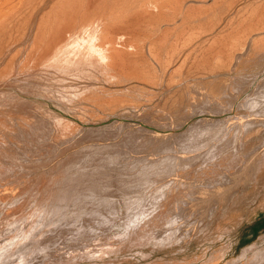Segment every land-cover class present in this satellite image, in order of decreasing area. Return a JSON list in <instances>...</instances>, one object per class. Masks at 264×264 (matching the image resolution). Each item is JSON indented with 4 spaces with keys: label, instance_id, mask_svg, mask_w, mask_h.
I'll return each mask as SVG.
<instances>
[{
    "label": "rangeland",
    "instance_id": "rangeland-1",
    "mask_svg": "<svg viewBox=\"0 0 264 264\" xmlns=\"http://www.w3.org/2000/svg\"><path fill=\"white\" fill-rule=\"evenodd\" d=\"M214 1H185L186 6L191 3V5L194 3L195 7L197 4L198 6L203 4V7L205 4L208 5L212 16L213 14L214 17L218 15L214 20L216 24L214 22L215 26L210 33L209 31L206 34L200 33L201 38L196 33L191 35V37L196 35L194 38L197 37V39L195 40L192 37L190 43L183 42L189 44L187 47L181 43L184 50L165 66L166 68L163 67L162 61L156 58L157 62L151 57L146 42L147 44L143 50L147 62L146 66L148 64L150 68L153 66L154 69L147 68L153 71V74L156 73L155 78L158 76V83L152 84V82H146L139 78H133L131 81L125 82H112L107 79L101 70L98 71L88 67L89 69L85 70L84 73L67 74L57 71L38 76L34 79L35 83L33 82V84L35 85L31 84L36 89L32 87L31 89L30 86L29 88H23L19 87L24 85L23 81L20 85V73L17 77L14 75H18V72L23 69L21 67L17 71V68L22 66V57L29 51L27 46L28 43L32 42L33 34H31L32 38L30 37L29 41L26 42V47H22V51L19 45V49L17 46L12 47L11 54L8 51L3 52L4 55L0 54V57L3 55L2 59L0 58V73L2 72L4 76H2V73L0 74V88L3 87L7 90L10 88L12 91L15 90L19 94L21 93L20 99L16 97L15 100L2 106L3 109L5 107L4 110L0 108V114L10 123L5 124L2 122L3 125L2 123L0 125V140H2L0 141V208L3 205V207L8 206L7 209L11 211L9 214H0V242L2 243H0V250L3 249L0 251L1 264H16V261L13 263V258L16 259L15 256L17 255L15 253L16 248L15 251L9 250V247L8 251L7 248H4L7 239L13 234L8 230L12 225L9 221H14L16 217L32 212L34 207L40 204L42 196L39 195V191H36L39 186L36 187L34 184H40L41 181L46 182L49 177L54 175L56 168L67 157L85 155L88 160L80 168L86 170L88 165H101L105 161L103 159L112 152L118 155L116 164L108 167L103 175L105 179L109 177L113 183L109 189L100 191L99 195L108 196L116 212L103 223H98L96 220L90 219L89 216L81 215L80 218L75 219V216L80 212L79 210H91L94 204L91 199L75 200L69 198L68 202L64 203L66 209L63 213V217L67 218L68 225L66 224L64 227L52 222V225L45 227L46 229L40 233L39 239L41 237L40 240L49 237L58 239L61 251L67 244L66 241L69 236L74 235V226L83 222L89 227L90 223L97 222L96 225L102 224V228L96 239L100 244H105L104 241L109 243V241L115 239L117 241H114L116 248L113 247V243H110L115 251L105 255L101 254L103 257L100 256L101 258L99 257L100 259L97 260L83 258L67 264H264V47L260 45L261 41L255 42L256 45L253 47L254 41L252 39L254 36L255 38L261 37L259 35L263 36L264 32L256 36L254 32L257 31H253L248 38L246 37V41L235 42L236 47H231L233 44L231 40L230 47L231 49L234 47L235 50L232 49V51L228 47L230 55L225 54H228V51L223 52L224 59L222 58L213 64H211L212 62L209 63L212 68L208 64V66L204 65L205 67L201 64L203 68L197 65L198 61L202 62L203 55L201 53L204 50H207L208 53L204 51L203 54H211L210 52L216 44L212 42H215L217 36H229L238 28L240 22L242 24L243 21L245 22L246 19H251V17L256 19L258 14L251 13V6L257 5V3L262 6L264 0H255L254 2H251L252 0H235L233 6L231 5L229 9L224 10L219 7L220 4L216 1L214 4ZM11 8L7 11H11ZM215 12H220L221 17ZM183 16L185 17V14L180 17L176 16L175 23H179ZM195 17H198V15ZM249 19L246 20L247 23L250 22ZM163 22L166 23L167 21ZM170 22L167 23L172 25L174 20H170ZM165 23L160 27L161 30L167 27L168 24ZM170 25L169 27H171ZM144 29L140 25L131 27L130 34L135 35L144 32ZM161 30L156 33H161ZM252 35L254 36L252 37ZM263 42L264 40H262ZM203 43L205 46H203ZM209 43L213 44L209 45L210 48L208 47ZM202 47L209 48V50H203ZM255 48L262 52L254 53L257 50H254ZM15 51L18 53L17 56H15ZM213 52H215L214 49ZM187 55L190 56L185 57ZM252 55L254 58H252ZM244 58L251 60L248 61L249 63H243ZM7 60L11 61L8 63L9 66ZM223 60L225 65L222 64ZM11 63L15 67L13 64V67L10 66ZM151 64L153 65L151 66ZM7 66L9 67L8 70H6ZM10 67L14 68L13 72ZM9 70L10 74L8 76L13 73L11 77H15L16 81L11 82L9 81L10 77H6L5 74H8ZM161 70H164L161 73L162 75L160 74ZM170 79H173V82H170ZM37 83L42 85L41 88H38L40 86ZM136 85L142 88H140L141 91L139 90L142 94L138 92L139 88ZM39 89L43 91L40 93L41 90L38 91ZM118 90L125 92H115ZM142 90H146L144 91L146 94ZM110 92L113 93L112 96H108ZM126 92H128L129 97H126ZM114 94L115 96H113ZM136 94H138V97H136ZM68 95L71 101L63 98ZM117 95L121 96L120 99L124 102L128 100L125 103L122 102L124 104L121 103V106H119L120 104L110 100V98H115ZM174 95L177 96L175 99ZM10 103H13L14 106ZM51 115H54L58 120L51 118ZM64 119L73 123V130H68V127L60 122ZM240 119L241 121H239ZM236 120L242 124L240 123V125ZM238 124L239 127H237ZM200 129L203 131L209 129L208 132L205 131V134L211 130L214 135H211L210 132L209 136L212 137L204 135L203 145L195 146L197 148H188V142L192 141L190 137L200 136L197 133ZM232 129L235 131H232ZM92 145H97V147ZM89 146L91 147L88 148ZM183 155L185 156L183 157ZM167 156L168 158L172 156L173 163L176 162L172 166V170L170 167L169 172L166 169H161V167L158 168ZM176 157H178L177 160ZM181 158L185 161H180ZM159 162H161L159 166H153L154 168L149 166L151 173L155 171L153 174L150 173V182L152 183L149 187L147 186L148 189L144 187L146 189L139 192L136 185L129 189L128 194V192L125 193V190L119 188L120 183L118 181L120 179L124 177L139 178L149 168L146 167L147 164ZM178 162L186 163L178 164ZM71 165L64 171L67 173L79 171L78 165L74 164L76 167ZM142 168L143 170L140 171ZM152 168L154 170H151ZM67 169L68 171H66ZM75 169L77 170L75 171ZM56 173L55 175H58V172ZM59 173L62 174L60 171ZM145 173L149 175V172L145 171ZM148 175L143 176L148 177ZM164 184L166 186L165 191L151 200L153 191ZM43 186L39 189L42 190ZM26 194H31V197L27 200L22 201L21 198H17L19 195H24L22 197L24 199L27 196ZM130 194L132 196H143L142 198L145 201L147 200L145 202L146 210L144 208L142 214L139 213V205L126 200L128 195L131 197ZM99 195L98 197H101ZM57 216V219L60 218L59 214ZM121 217L123 219H120ZM144 226H147L146 230ZM88 227L87 229H89ZM105 229L108 231H105ZM144 232L148 233L145 234ZM109 235L112 237H109ZM146 236H149L148 239L145 238ZM97 240L94 241L98 243ZM108 243L106 242V244ZM100 244L98 245L100 246ZM102 244L100 248L107 246ZM19 245L21 246V243ZM20 246L16 245L17 248ZM20 248L23 249V246ZM64 249L61 253L65 252ZM47 261L45 260L44 264ZM49 261L47 264L51 263ZM55 262L54 264H65L62 263L64 261Z\"/></svg>",
    "mask_w": 264,
    "mask_h": 264
},
{
    "label": "bare ground",
    "instance_id": "bare-ground-1",
    "mask_svg": "<svg viewBox=\"0 0 264 264\" xmlns=\"http://www.w3.org/2000/svg\"><path fill=\"white\" fill-rule=\"evenodd\" d=\"M185 1L186 0H0V54H3V52H5V51H8L10 53V50H12V47H15V46L18 47L19 45L21 46V48L18 47V49L19 48H20V50L23 49L24 46L26 47V45H25L26 42L29 41L30 37L32 36L31 34H33L32 42L30 44L28 43V46H27L29 48V51L27 52L25 50L26 48L24 49L27 53L26 54L24 53L25 56H23L21 59L22 60V66H19L20 68H17V71L19 69H21V67H23V69L21 72L20 71L18 72V75H14L17 77V76H19V73H20V76H19V77H21L20 85L23 82H24L23 83L24 85H21V86H19V84H17V85L19 87H23V88H25V87L29 88V86H30V88L31 87L34 88V86H31V84L35 85V84H33V82H34V79L38 76L46 75L48 73H53V72H57V71L67 73V74H71V73L77 74L76 72L84 73L85 70H87L89 68L96 69L98 71L101 70V72L103 74H105L107 79L112 81V82H125L128 80L131 81V79H133V78H136V79L139 78V79L145 80L146 82H152V84H153V83L157 82L158 76H157V78H155L156 73L154 72V74H153L152 73L153 71L149 70V68H150L149 64H148V66H146L147 62H146V58H144L143 50H144V47L147 43H148L147 48H148V50H150L149 53H150L151 57L153 59H155V61H157L156 58L159 59L160 61H162L161 63L164 65L163 67H165L172 60H174L178 56V54L180 52H182V50H184L182 48V44L190 43V40L192 39V37L194 38L196 35L198 36L200 33L206 34V33H208L207 31H209V33H210V31H212V29L214 28V26L216 24V22L214 20H215V18H217L218 15L216 17H214V14H213V16H212V12L208 9V5L205 4L207 1L206 2L204 1L205 2L204 4L206 7L205 6L203 7L202 3H200V4H202L201 6L200 5L198 6V4L197 5L195 4L196 7L194 6V3H193V5H191L192 3L191 4L189 3L190 5L186 6ZM188 1H190V0H188ZM197 1L202 2L203 0H197ZM215 1L218 4H220L219 7L222 10H224L226 8L229 9V7L233 4V2L235 0H215ZM215 1H214V4H215ZM254 1L255 0H252L251 2H254ZM260 1H262V0H260ZM259 4L257 3V5H255V6L252 5L253 7L251 6V13L254 15L258 14L256 19H254V17L253 18L251 17L253 22L251 21V19L248 18L250 20V22L248 21V23H247L246 20H248V19H246V20L244 19L245 22L243 21L242 24L240 22L239 23L240 27L238 26V28L235 29V31L232 34H230L229 36H224V35L223 36L221 35L220 37L217 36V38H216L217 40L214 37L215 42L210 41L212 43H216V44H214L215 46H213L214 47L213 49L215 52L212 53L213 49L212 50L210 49L211 52L210 51L209 52L211 54H207L208 51L204 50V49L209 50V48H210L209 45L212 43L208 44L209 48L202 47L205 52L207 51V53L203 54L204 51L202 50L203 52L201 53V55H203V59L201 58L202 62L200 63V61H198L197 65H200V67H202L201 66V64H202L203 67H205L204 65H207V64L209 65V63H211V62H212L211 64H213L214 62L216 63L220 59L225 58V57H223V52L228 51V54L227 53H225V54L229 56L230 50H232L234 48L233 47L231 49V47L232 46L236 47L235 42L238 43L239 41L241 42V40L246 41V39L249 37V34L252 33L253 31H257V32H254L256 36L258 34H262L264 32V7H262V6H264V4L262 6H260ZM209 5H211V3H209ZM249 6H250V4H249ZM10 7H12L11 8L12 10L7 11V9H9ZM243 7H246V6H243ZM247 9H248V6H247ZM213 10H214V8H213ZM219 13H216V14H219ZM178 14H180V15H178ZM184 14H185V17L183 16L182 19L180 18L181 19V20H179L180 22L176 21V22H179L176 24L175 23V20L177 18L176 16L180 17L181 15H184ZM197 15H198V17H195ZM219 16H220V14H219ZM170 20L171 21L174 20L173 23H175V24L172 23V25H170L171 24ZM221 20H222V18H221ZM163 21H167L168 23L170 22V24H168L166 22L168 24L167 25ZM214 22H215V24H214ZM163 23H165L167 25V27L165 29L161 30L160 27L162 26ZM245 23H247V24H245ZM139 25L143 26V28H145L144 29L145 31L141 32V33L140 32L136 33L135 35H131L130 34V28L135 27V26H139ZM166 25H164V26H166ZM169 25L171 27H169ZM217 25H218V21H217ZM113 27H114V29H113ZM15 30H16V33H15ZM160 30H161V33H156V32H159ZM195 33H196V35L191 37V35H194ZM142 34H144V35H142ZM253 36L254 35H252V37ZM259 36H261V37L255 38V36H254V38H252L250 36V39L252 38L254 41L253 47L256 45L255 42H257V41H259V42L261 41L260 45H262V47H264V44H263L264 42L262 43V40H264V35L263 36L259 35ZM199 37H200V35H199ZM208 38L209 37H207V39ZM194 39L196 40L197 37ZM233 39H235V40H233ZM187 40H188V42H186ZM208 40H210V39H208ZM201 41L205 43V41H203V40H201ZM221 41H223V42H221ZM230 41L233 42V44L230 43ZM191 43H192V41H191ZM204 43H203V46H205ZM244 44H245V42H244ZM179 45L181 46V48L179 47ZM188 45L189 44H184V46H186V47ZM230 45H231V47H230ZM257 45H259V44H257ZM251 46H252V43H251ZM228 47H230L229 48L230 50H228ZM259 49H260V46H259ZM20 50H18V51H20ZM233 50H235V49H233ZM254 50H256V51H254ZM254 50H253L254 53L255 52L258 53V51H261V50H258V48H255ZM194 51H196V50L194 49ZM8 52H6V53L8 54ZM190 52H192V51H190ZM190 52H188V53H190ZM254 53H253V55H254ZM7 54H6V56H7ZM15 54L14 55L17 56V54H18L17 51H15ZM19 54H20V52H19ZM251 54H250V56H251ZM14 55H12V57H14ZM226 55H224V56H226ZM189 56L190 55H187L185 57H189ZM195 56H197V55H195ZM12 57H11V61H12ZM18 57H19V55H18ZM252 58H254V56ZM244 59H245V61L243 60V63L251 60L248 58H244ZM246 59H248V60H246ZM13 60H14V58H13ZM16 60H17V57H16ZM11 61H8L7 65ZM160 61H159V63H160ZM13 62L16 64L15 61H13ZM224 62L225 61L223 60V63H222L223 65H225ZM12 64L13 63H11L10 66H12ZM20 64H21V62H20ZM16 65H18V64H16ZM152 65L153 64H151V66ZM8 66H7L6 70H8V68H9ZM13 66H14V64H13ZM160 66H161V64H160ZM249 66H251V65H249ZM5 67H6V64H5ZM5 67H4V69H5ZM147 67H149V68H147ZM154 67L156 68V66H154ZM163 67H162V69H163ZM195 67H196V65H195ZM209 67H210V65H209ZM222 67H221V69H222ZM152 68H153V66H152ZM152 68H150V69H152ZM197 68H199V66H197ZM210 68H212V67H210ZM4 69H3V72H4ZM159 69H161V68H159ZM10 70H12V72H13L14 68L10 67ZM10 70L8 71L9 73L6 71V73H8V74H5L6 77L10 74ZM156 71H158V70H156ZM161 71H160V74L163 73L164 70L162 72ZM191 71H193V70H191ZM239 71H240V69H239ZM173 72H175V71H173ZM12 74L13 73H11V76H12ZM90 74H91V72H90ZM92 74H94V73H92ZM160 74L158 73L159 76H160ZM172 75H173V73H172ZM2 76H3V73H2ZM11 76H8V78L10 77L9 81H11V82L16 81L15 80L16 78L15 77L12 78ZM244 77H242V78H244ZM160 78H159V80H161ZM181 78H182V76H181ZM175 79H176V76H175ZM6 80H7V82H9L7 78H6ZM18 80H19V78H18ZM172 80L170 79V82H173ZM182 82H184V81H182ZM171 85H172V83H171ZM39 86L40 87H38V88H41L42 85H39ZM213 86H214V84H213ZM140 88L138 89V92H139V90L141 91L142 88L141 89ZM34 89H36V88H34ZM43 89L45 90V88H43ZM77 89H79V88H77ZM40 90L41 89H39L38 91H40ZM20 91H21V89H20ZM24 91H25V89H24ZM42 91L43 90H41L40 93ZM130 91H131V89H130ZM133 91H136V90H133ZM144 91H146V90H144ZM144 91L142 90L143 93H144ZM35 92L38 93L37 91H35ZM50 92H52V91H50ZM115 92H122V91L118 90ZM123 92H125V91H123ZM139 93L142 94L141 92H139ZM20 94L15 90L12 91L10 88L8 90L3 88V87L0 88V106H1L0 108L3 109L2 106L5 103H9V102L15 100L16 97L19 98L21 96ZM31 94H32V92H31ZM46 94L48 95L47 91H46ZM109 94H108V96H112L113 93L110 92ZM127 94H128V92H126V95ZM129 94H131V93H129ZM138 94H136V97H138L137 96ZM144 94H146V93H144ZM149 94H147V95H149ZM132 95H134V94L132 93ZM42 96H44V95H42ZM113 96H115V94ZM80 97H82V96H80ZM116 97L115 98L112 97V98H110V100L113 102H116L117 104H120L119 106H121V103L124 101H122V99H120L121 96H118L119 98L118 97L116 98ZM126 97H129V96L127 95ZM175 97H177V96L174 95V99H175ZM63 98L66 100H70L69 95L66 97H63ZM19 99H17V100L21 101ZM146 99H147V97H146ZM134 101H135V98H134ZM14 102H16V101H14ZM18 103H20V102H18ZM124 103H122V105ZM11 105H13V103ZM131 106H133V105H131ZM4 109H5V107H4ZM45 109H43V110H45ZM12 113H14V112H12ZM8 118H11V117H8ZM51 118H56V117H54V115H51ZM56 119L58 120V118H56ZM248 120H246V122H248ZM239 121H241V119ZM239 121L237 122V120H236L237 123H239ZM2 122L5 124H10L9 121L5 120V118L2 116V114H0V125ZM11 122H13V121L11 120ZM56 122H58V121H56ZM60 122H63L64 125L66 127H68V130H73L74 125L71 121L64 119V120H61ZM3 123H2V125H3ZM21 124H22V122H21ZM239 124L237 127H239ZM243 126H245V125H243ZM205 128H207V127H205ZM205 131L208 132L209 129L205 130ZM205 131H203L201 129L199 131H197L198 135H200V136H197L196 134H195L196 136H193L194 135L193 134L192 135L193 137H190V139L192 141L191 142L187 141L189 143L188 148L195 147V146L198 147L202 143L204 144V142H203L204 141V135L209 136L210 132H211V135H214V132L211 130L207 134H205ZM232 131H235V130L232 129ZM233 134H235V133L233 132ZM158 136H156V137L158 138ZM156 137H154V139H156ZM209 137H212V136H209ZM0 141H2V140H0ZM5 141H4V143H5ZM161 141H163V140H161ZM164 143L167 144L166 142H164ZM92 146L97 147V145H92ZM90 147L91 146H89L88 148H90ZM197 147H195V148H197ZM168 150L170 151V148ZM117 156H118L117 153L112 152L103 159V160H105V161H103V163H102V161H100L102 163V164L100 163L101 165H99V166L88 165V169L86 167V170H83L80 168V167H82L83 163L87 162V160H88L85 155L67 157V159L65 161L60 163V165H59L60 168H59V166L56 168L54 175L57 174L56 172H58V175H55V176L53 175V176L49 177L47 179L48 181L46 180V182L41 181L40 184H34V186H36V187L37 186L41 187L42 185H44L42 187V190L39 189V187H37L38 189L36 190L37 192L39 191V195L42 196V197L40 196L41 197L40 204L36 205L34 207V210H32V212L24 214L21 217L20 216L16 217L14 219V221H9L12 225L8 228V230L10 232H12L13 234L11 237H9L7 239L8 241H7V244L5 243L6 247H4V248H7V251H8V247H9V250H14L16 248L17 252L15 250L14 251L17 255L15 253H13L16 255L15 256L16 259L13 258L14 259L13 263H15V261H16V264H44L45 260L49 261V259H50V261H51L50 264H54L55 261L56 262L57 261H61V262L64 261L62 263L67 264L69 262L70 263L75 262L76 259L81 260L83 258L84 259L87 258L90 260H97V259L101 258L100 257V256H102L101 254L105 255L106 253L109 254V253H111V252L113 253V251H115L113 249V247H115L114 246L115 239H114V241L111 239L113 242L109 241V243H108V241H106L108 244H106V242L104 241V243L107 246H104L105 244L101 243L104 246V248H100L101 244L96 238H98L97 237L98 232L101 230L102 224L96 225V223L97 222L103 223V221L109 219L116 212V211H114V206L111 204V200L109 199V197L103 196V195L101 196L99 194L101 193L100 191L109 189L112 186L113 181H111V179L109 177H106L108 179H105V176L103 175V173L108 167L116 164V160L118 158ZM184 156L185 155H183V157ZM171 157L172 156H169V158H168V156H167V158H165V160H164L165 162L163 161L161 166H159L161 163V162H159V163L147 164L148 166H146V167L159 166L158 168L161 167V169L162 168L164 170L166 169V171L169 172L170 167L172 170V166L176 163V162L173 163V160ZM177 158L178 157H176V160H177ZM187 158H189V157H187ZM170 159H171V161H170ZM188 160H186V161H188ZM180 161H185V160H182V158H181ZM182 163L178 162V164H182ZM184 163H186V162H184ZM71 164L78 165L77 168L79 167V169H78L79 171L74 172V173L73 172H70V173L65 172L64 170L66 168H68ZM73 165H71V166L73 167ZM150 167L147 170L144 169L145 171H147V173L149 172V175L146 174L145 171L143 172V175H148V177L143 176V175H141L139 178L138 177H132V178H130V177L125 178L124 177L123 179H120L118 181L120 183V187L119 186L118 187L122 190H125V193L128 192V194L130 192L129 189L135 187L136 185H137L136 188H138L139 192L144 191L147 188V186L149 187L150 184L152 183V182H150V177H151L150 176V173H151ZM143 168L140 171H142ZM153 168L151 170H154ZM156 169H157V167H156ZM76 170L77 169H75V171ZM59 171L62 174H60ZM63 171H64V173H63ZM66 171H68V169ZM69 171H71V170H69ZM154 171H152L151 174H153ZM159 171H160V169H159ZM1 172H2V170H1ZM144 187H146V188H144ZM165 187H166L165 184L160 185L159 188H157L153 191V195L151 196L150 199L153 200V199L157 198L160 194H162L165 191ZM133 194H135V193H133ZM28 195L26 197H24V199H22V197L24 195H21V196L19 195V197H17V198H19V199L21 198L22 201L27 200L28 198L31 197V194L29 196ZM98 195L101 197H98ZM130 195H131V197L129 195H128L129 197L126 195L127 196L126 200H128V202L139 205L138 206L140 209L139 213H141V212L143 213L144 208L146 207L145 202L147 200L145 201V199L142 198L143 196H138V195L132 196V194H130ZM69 198H72L75 200L91 199L93 201V204H94L93 208L91 210H85V209L79 210L80 212L78 213L77 216H75V219L80 218V216L82 215V216H87V217L89 216L90 219H94L97 222L90 223V221H89V223L91 224V225H89V227L86 224H84L83 222H80L79 224L74 226L73 227L74 235L72 237L69 236L68 240L65 237L67 240L66 241L67 244L65 245V247L63 246L65 248V249L63 248L65 250V252L61 253V251L63 249L61 248L62 250L60 251L58 239H54V238L49 237L47 239L40 240L42 237L39 239V236H40V233H42V231L44 229H46L45 227L52 225V222H55L58 225H63L65 227V225L67 224V220H66L67 218L65 219L63 217V213L65 212L64 210L66 209V207L64 206L66 204H64V203L68 202ZM3 206H2V208H0V214L1 215L3 213L9 214V212H11V211L9 209H7L8 206H5V207H3ZM28 209H30V208H28ZM31 209H33V208L31 207ZM69 209H70V207H69ZM145 210H146V208H145ZM72 212H74V211H72ZM58 214H59L60 218L57 219ZM137 217H138V215H137ZM6 219H7V217H6ZM120 219H123V218L121 217ZM81 220H82V218H81ZM56 224H54V225H56ZM141 225H142V223H141ZM145 225H147V224H145ZM59 227H58V229H59ZM87 227L89 229H87ZM146 227L144 226L145 230H146ZM69 229H72V228H69ZM52 230H53V227H52ZM138 230H139V228H138ZM105 231H108V230L105 229ZM142 231H143V229H142ZM139 232H140V230H139ZM148 232H146V233H148ZM114 235H116V234H114ZM140 235H141V233H140ZM142 235L144 236V234H142ZM44 236H46V235H44ZM137 236H138V234H137ZM56 237L58 238L57 235H56ZM100 237H102V236H100ZM109 237H112V236L109 235ZM134 237H135V235H134ZM139 237H141V236H139ZM148 237L146 236L145 238L148 239ZM59 238H61V237H59ZM103 238H105V237L103 236ZM131 238H133V237H131ZM141 239H142V237H141ZM94 240H97L98 243ZM99 240L101 241V239H99ZM103 240H102V242H103ZM106 240H107V238H106ZM117 240H118V238H117ZM131 240H134V239H131ZM136 240H138V239H136ZM3 241H4V239H3ZM62 241H61V243H62ZM22 242H24V243H22ZM115 242H117V241H115ZM20 243H21V246L19 245ZM110 243H113L112 244L113 247ZM98 244H100V246ZM16 245H18L20 247L23 246V249H21L20 247L17 248ZM2 250H0V251H2ZM29 251H31L32 253ZM47 262H46V264H47Z\"/></svg>",
    "mask_w": 264,
    "mask_h": 264
}]
</instances>
